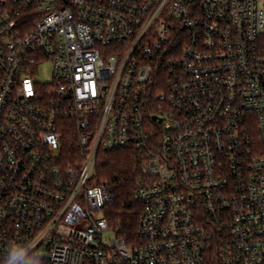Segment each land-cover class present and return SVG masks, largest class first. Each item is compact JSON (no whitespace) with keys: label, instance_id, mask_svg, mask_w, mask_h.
<instances>
[{"label":"built area","instance_id":"built-area-1","mask_svg":"<svg viewBox=\"0 0 264 264\" xmlns=\"http://www.w3.org/2000/svg\"><path fill=\"white\" fill-rule=\"evenodd\" d=\"M263 34L264 0H0V264H264ZM133 148L129 245L96 175Z\"/></svg>","mask_w":264,"mask_h":264},{"label":"trees","instance_id":"trees-1","mask_svg":"<svg viewBox=\"0 0 264 264\" xmlns=\"http://www.w3.org/2000/svg\"><path fill=\"white\" fill-rule=\"evenodd\" d=\"M259 50L264 57V34L260 39ZM63 149L69 161L77 154L75 130L65 139ZM144 160V152L134 148L100 151L98 155L96 181L98 184H108L116 193L115 202L103 209V216L117 236L125 239L129 245L138 242L143 207L136 199L135 189L142 177ZM21 264L51 263L46 258L32 255Z\"/></svg>","mask_w":264,"mask_h":264},{"label":"rangeland","instance_id":"rangeland-1","mask_svg":"<svg viewBox=\"0 0 264 264\" xmlns=\"http://www.w3.org/2000/svg\"><path fill=\"white\" fill-rule=\"evenodd\" d=\"M35 80L41 85L53 82L52 67L50 63L46 62L40 67ZM106 237L110 240L112 238V234L108 233L106 234Z\"/></svg>","mask_w":264,"mask_h":264}]
</instances>
